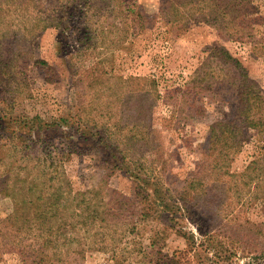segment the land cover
I'll return each instance as SVG.
<instances>
[{"label":"rangeland","instance_id":"obj_1","mask_svg":"<svg viewBox=\"0 0 264 264\" xmlns=\"http://www.w3.org/2000/svg\"><path fill=\"white\" fill-rule=\"evenodd\" d=\"M220 50L264 97V0H0V180L51 155L81 215L2 191L0 264H264V126Z\"/></svg>","mask_w":264,"mask_h":264},{"label":"trees","instance_id":"obj_2","mask_svg":"<svg viewBox=\"0 0 264 264\" xmlns=\"http://www.w3.org/2000/svg\"><path fill=\"white\" fill-rule=\"evenodd\" d=\"M222 54L226 57L225 60L231 64L236 70L237 73L245 79V83L242 85V89H238V104L236 106L235 119L239 118V121L243 122L246 126L252 128H262L264 126V117H256L257 111L262 108L264 104V97L260 91V88L254 81L247 79L246 70L241 65V63L235 58L231 57L228 52L220 50ZM35 64L39 67L42 72L46 74H51L54 70L48 65L46 61L36 60ZM47 76V75H46ZM47 80V79H46ZM232 119L229 122L219 121L217 126L221 130V136L223 139H230L235 141L237 135V127L234 125ZM214 129H217L216 125ZM46 132L57 130L60 133L67 134V131L60 129V125L53 123L44 128ZM72 138L74 140H72ZM68 145H72V148L77 147V143L81 141L79 138H74L69 136ZM29 157L28 155H25ZM24 157V156H23ZM25 157V158H26ZM34 163L27 165L25 164L24 173H21V166L18 164L15 167H10L4 171V178L0 180V193L2 191L4 196L11 198L15 204H23L26 202V197H29L31 193L37 192L39 190V195L36 197L38 200V211L32 219L33 222L37 223V228L40 227L43 223H50V220L53 218H58L62 221V224L66 222V218L74 214L76 217L81 215L75 213L76 211H67V202L70 203V193L68 192V197L65 196L66 189L63 186V177L58 173V168H60V161L51 157H37L33 159ZM36 162V163H35ZM34 171L32 172L31 171ZM53 175V176H51ZM47 177V178H46ZM50 179L53 182L50 184ZM40 188V189H39ZM44 188L47 189L44 191ZM51 188L50 190H48ZM43 193H45L43 195ZM148 196V194H147ZM74 200V199H73ZM158 208L163 207V201L155 203ZM36 221H35V220Z\"/></svg>","mask_w":264,"mask_h":264}]
</instances>
